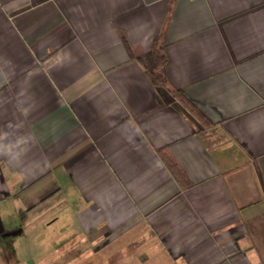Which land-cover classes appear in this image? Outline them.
<instances>
[{"label": "crops", "instance_id": "1", "mask_svg": "<svg viewBox=\"0 0 264 264\" xmlns=\"http://www.w3.org/2000/svg\"><path fill=\"white\" fill-rule=\"evenodd\" d=\"M0 264H264V0H0Z\"/></svg>", "mask_w": 264, "mask_h": 264}, {"label": "trees", "instance_id": "2", "mask_svg": "<svg viewBox=\"0 0 264 264\" xmlns=\"http://www.w3.org/2000/svg\"><path fill=\"white\" fill-rule=\"evenodd\" d=\"M157 42L155 41L153 48L146 54L136 57L137 61L144 68L145 73L153 86L162 87L166 92L181 105V107L199 124L203 127H209L211 122H209L199 110H197L183 95L181 92L176 90H171L166 87L164 80L160 75L161 69L166 65L167 58L163 52H161L157 47ZM129 51V47H126ZM162 160L167 167L170 174L182 185L186 186L188 184L187 179L182 173L181 169L178 167L174 159L167 153H161Z\"/></svg>", "mask_w": 264, "mask_h": 264}]
</instances>
